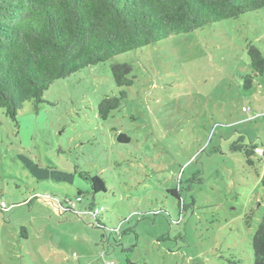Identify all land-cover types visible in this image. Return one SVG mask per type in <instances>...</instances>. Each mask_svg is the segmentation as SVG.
<instances>
[{"label":"rangeland","instance_id":"rangeland-1","mask_svg":"<svg viewBox=\"0 0 264 264\" xmlns=\"http://www.w3.org/2000/svg\"><path fill=\"white\" fill-rule=\"evenodd\" d=\"M250 43L264 55V9L57 80L17 125L0 111V264H252L264 155L230 149L264 151ZM115 62L135 82L103 120Z\"/></svg>","mask_w":264,"mask_h":264},{"label":"trees","instance_id":"trees-1","mask_svg":"<svg viewBox=\"0 0 264 264\" xmlns=\"http://www.w3.org/2000/svg\"><path fill=\"white\" fill-rule=\"evenodd\" d=\"M262 9L264 0H0V111L17 125L22 104L30 102L38 109L45 91L57 80ZM246 53L251 72L244 76L243 88L249 90L264 75V55L251 43ZM110 71L122 90L99 102L103 120L120 107L127 97L124 89L135 82L126 63L115 62ZM117 140L129 142L123 134ZM241 140L230 149L243 153L252 165L250 157L258 155L259 147L240 144ZM85 181L93 194L106 191L97 176ZM261 185L264 191V171ZM251 252L252 264H264V214L252 236Z\"/></svg>","mask_w":264,"mask_h":264},{"label":"built area","instance_id":"built-area-1","mask_svg":"<svg viewBox=\"0 0 264 264\" xmlns=\"http://www.w3.org/2000/svg\"><path fill=\"white\" fill-rule=\"evenodd\" d=\"M242 111H244V112H249V109H248V108H242ZM255 152H256L258 155H261V154H262V150H261L260 148H257V149L255 150ZM4 207H5V204L2 203L1 200H0V208H1V209H4ZM106 264H109V263H106Z\"/></svg>","mask_w":264,"mask_h":264}]
</instances>
